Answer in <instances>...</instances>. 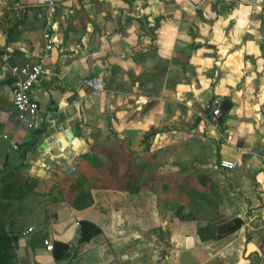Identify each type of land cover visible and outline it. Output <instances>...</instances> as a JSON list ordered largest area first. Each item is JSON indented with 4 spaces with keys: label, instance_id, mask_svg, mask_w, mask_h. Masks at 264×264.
Instances as JSON below:
<instances>
[{
    "label": "crops",
    "instance_id": "0c3cea01",
    "mask_svg": "<svg viewBox=\"0 0 264 264\" xmlns=\"http://www.w3.org/2000/svg\"><path fill=\"white\" fill-rule=\"evenodd\" d=\"M222 1L65 0L46 19L38 0H0V224L11 240L0 264H264V0ZM45 54L31 91L40 117L24 124L7 66ZM91 78L102 91L83 83ZM214 101L228 104L217 131L203 122ZM51 134L62 152L44 145ZM195 137L215 156L205 173L216 186L198 210L184 202L182 216L156 172L107 167L124 154L183 161ZM84 155L102 165L85 167ZM82 223L99 233L81 241Z\"/></svg>",
    "mask_w": 264,
    "mask_h": 264
},
{
    "label": "rangeland",
    "instance_id": "374dc122",
    "mask_svg": "<svg viewBox=\"0 0 264 264\" xmlns=\"http://www.w3.org/2000/svg\"><path fill=\"white\" fill-rule=\"evenodd\" d=\"M236 1L237 0L229 1V5H236ZM215 4H221V8L223 9H225L227 6V3L222 0H216ZM208 110H210V107L208 109H205L203 113L204 117L206 118L208 117ZM206 127L207 126L203 127L204 137L206 136V134H204L206 133ZM199 140L200 138L195 137L194 139L189 141L193 152H195V155L192 154L190 158L183 161H174L172 159L166 161L165 157L158 152L150 155L146 153H141L139 155L133 156L131 155L128 161L130 163L128 166L129 171L141 172L142 170H147V172H156L154 177L155 186H159V188L164 185V187L169 186L170 192L169 190L167 192H163L161 194V198H165L164 200L166 201L170 200V206L172 210H174V214L176 216H182V213L185 212L182 210L184 202L187 203V205H189V203H191L192 205L196 204L195 208L198 210L199 207L204 205V202L210 200V190L214 189V186H216V183L212 181L210 175H207L205 173L211 172V168L208 166L210 165V163H213L215 156L214 154H210L207 148H200L198 144ZM149 156L151 158H149ZM217 164L218 168L220 169L219 162H217L216 165ZM162 172H169L170 174L165 173V176H163L161 175ZM196 173H198V175H195ZM169 178L170 182L168 183L166 181H168ZM164 182L167 184H164ZM182 184H185V187H183ZM180 188L181 190H178ZM212 199H215V195H213ZM159 200L161 199L159 198ZM205 211V209L199 210L201 215L206 214Z\"/></svg>",
    "mask_w": 264,
    "mask_h": 264
},
{
    "label": "built area",
    "instance_id": "2783aa9c",
    "mask_svg": "<svg viewBox=\"0 0 264 264\" xmlns=\"http://www.w3.org/2000/svg\"><path fill=\"white\" fill-rule=\"evenodd\" d=\"M63 1L65 0H38L37 3L38 5L46 6L48 8L46 19H49V17H51L53 12L55 11L57 5L59 3H62ZM55 28L56 24L52 23L50 24V28L48 30L46 29L43 33L46 52L51 51L56 42V39L52 34V32L55 31ZM46 57L47 55L45 54L41 60L31 66L10 67L6 65L9 72L14 77L11 94L12 104L16 112V118L24 124H30L31 121L40 117V107L38 103L31 97V91L32 88L39 82L42 74L44 73L43 61ZM83 83L85 85L91 86L96 91L103 90V83L101 79L91 78L85 80ZM221 115V103L218 101H214L210 106L209 117H204L203 122H205L212 130L217 131L219 128V118L221 117ZM255 118L256 120H260V115L256 114ZM46 123L51 127L55 126V121L49 116L46 117ZM44 145L49 150L56 146L61 152L66 147V145H64L63 147L61 138H59L55 134L49 135L48 138L44 141ZM12 148L14 150H17L18 147L17 145H14ZM67 154V166L72 172L76 165L77 153L73 150H69ZM42 166L44 167L45 165L43 164ZM219 167L222 170L231 171L234 170L236 166L235 163L231 161L220 160ZM32 231L33 228H28L25 233H31ZM43 245L47 252H52L54 249L53 244L49 242V240H43Z\"/></svg>",
    "mask_w": 264,
    "mask_h": 264
},
{
    "label": "trees",
    "instance_id": "16d2710c",
    "mask_svg": "<svg viewBox=\"0 0 264 264\" xmlns=\"http://www.w3.org/2000/svg\"><path fill=\"white\" fill-rule=\"evenodd\" d=\"M123 1L126 2V3H131L134 0H123ZM83 160H84L83 164H84L85 167L92 166V165H96V166L99 167V166L102 165V163L99 160L94 159L93 157L89 158V157L84 155ZM128 161L129 160H128L127 155L124 154V158H122V160H120V161L113 160L112 162H107V167H111L112 166V168H111L112 171H110V172H118L119 170H117V169L120 168L119 167L120 164H121V166L123 168H126V167L129 166L130 163ZM83 164H81V165L83 166ZM110 164H111V166H109ZM85 172H92V170L91 169H87V170H85ZM137 172H140V171H137ZM130 178H131V175H129V174L124 176V179H126V180H129ZM182 185H183V187H185V184H182ZM181 188L178 189V190H181ZM81 227H82L81 241H86L92 235H95V234L99 233V230L97 228H95L94 226H92V225H89V224H86V223H82ZM238 227H239V222H236V224L229 229V232L235 231L236 229H238ZM198 235L201 236V231L200 230H198ZM10 244H11V240L6 235V233L4 231V226H2L0 224V252L3 251V252L6 253V251L9 250ZM0 263H1V258H0Z\"/></svg>",
    "mask_w": 264,
    "mask_h": 264
},
{
    "label": "water",
    "instance_id": "95a60500",
    "mask_svg": "<svg viewBox=\"0 0 264 264\" xmlns=\"http://www.w3.org/2000/svg\"><path fill=\"white\" fill-rule=\"evenodd\" d=\"M221 108H222L223 112H227L228 104L227 103L222 104ZM71 137H72V135L71 136H66L65 140L69 141L71 139ZM56 150H58V148ZM57 153H58V151H57Z\"/></svg>",
    "mask_w": 264,
    "mask_h": 264
}]
</instances>
